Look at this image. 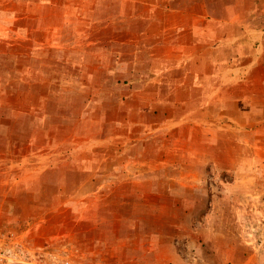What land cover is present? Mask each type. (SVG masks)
<instances>
[{
	"label": "rangeland",
	"instance_id": "obj_1",
	"mask_svg": "<svg viewBox=\"0 0 264 264\" xmlns=\"http://www.w3.org/2000/svg\"><path fill=\"white\" fill-rule=\"evenodd\" d=\"M167 1L0 0V264H264V122L185 87Z\"/></svg>",
	"mask_w": 264,
	"mask_h": 264
},
{
	"label": "crops",
	"instance_id": "obj_2",
	"mask_svg": "<svg viewBox=\"0 0 264 264\" xmlns=\"http://www.w3.org/2000/svg\"><path fill=\"white\" fill-rule=\"evenodd\" d=\"M231 3L225 1L223 4L210 5L194 1L189 9L185 10V7L183 10L182 7L170 6L171 0H168L166 4L157 5V8L168 13L160 20L163 26L187 31L190 35L189 44L180 47L178 59L188 67L185 77L186 83L188 77V85L185 87L190 91L199 90L206 88L210 80L217 79L229 86L235 84L234 89L231 87L229 91L221 90V84L215 88L221 94V111L224 112L221 123L224 121L230 126V122H235L241 125L239 119L230 115L229 106L244 114L245 118L241 117L247 119L248 123H261L264 122V0H248L250 11L247 14L243 5L239 7V2ZM219 9L224 16L222 13L215 15L214 11ZM210 25H219L220 38L216 37L217 33L212 29L205 31ZM193 51H198V54L191 56ZM258 74L262 76L258 77ZM202 105L206 108L207 98H204ZM193 114L189 113V116ZM184 120V116L174 119L173 122L177 123L175 127L181 126ZM202 121H207V118L204 117Z\"/></svg>",
	"mask_w": 264,
	"mask_h": 264
}]
</instances>
